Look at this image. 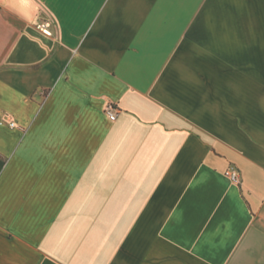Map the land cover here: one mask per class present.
<instances>
[{"label":"crops","instance_id":"1","mask_svg":"<svg viewBox=\"0 0 264 264\" xmlns=\"http://www.w3.org/2000/svg\"><path fill=\"white\" fill-rule=\"evenodd\" d=\"M0 264H264V0H0Z\"/></svg>","mask_w":264,"mask_h":264},{"label":"built area","instance_id":"2","mask_svg":"<svg viewBox=\"0 0 264 264\" xmlns=\"http://www.w3.org/2000/svg\"><path fill=\"white\" fill-rule=\"evenodd\" d=\"M48 23L45 22L40 26L41 29H43L44 32H48L49 33V30L47 29V26ZM107 115L109 116V118L111 120H116L117 117H118V114H119V110H118V107L113 104V103H109L107 106H106V109H105ZM226 175L234 182L236 183H240L241 182V175H240V172L237 168L235 167H229L227 170H226Z\"/></svg>","mask_w":264,"mask_h":264},{"label":"rangeland","instance_id":"3","mask_svg":"<svg viewBox=\"0 0 264 264\" xmlns=\"http://www.w3.org/2000/svg\"><path fill=\"white\" fill-rule=\"evenodd\" d=\"M241 183V182H240ZM238 183V184H240ZM89 209L91 216L97 215V214H103V211H106V214L112 215L114 214V209L113 207H107V208H85V213H87V210ZM98 225V224H97ZM114 223L113 222H107L106 226H107V230H114ZM93 223H92V230H93Z\"/></svg>","mask_w":264,"mask_h":264}]
</instances>
